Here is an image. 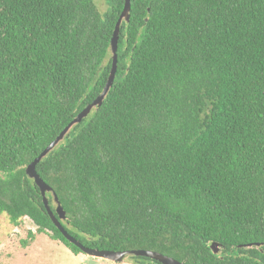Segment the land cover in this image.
Here are the masks:
<instances>
[{"label":"trees","instance_id":"trees-1","mask_svg":"<svg viewBox=\"0 0 264 264\" xmlns=\"http://www.w3.org/2000/svg\"><path fill=\"white\" fill-rule=\"evenodd\" d=\"M105 1L0 0V214L76 254L26 169L105 89ZM37 171L87 247L264 264V0H131L113 85Z\"/></svg>","mask_w":264,"mask_h":264},{"label":"rangeland","instance_id":"rangeland-1","mask_svg":"<svg viewBox=\"0 0 264 264\" xmlns=\"http://www.w3.org/2000/svg\"><path fill=\"white\" fill-rule=\"evenodd\" d=\"M95 2L102 11L108 8L105 0ZM30 231L36 233L34 239L29 238ZM23 240H28V245ZM0 264H132V259L127 256L117 263L84 252L76 254L47 233L37 232V226L29 217L15 226L7 214H0Z\"/></svg>","mask_w":264,"mask_h":264},{"label":"water","instance_id":"water-1","mask_svg":"<svg viewBox=\"0 0 264 264\" xmlns=\"http://www.w3.org/2000/svg\"><path fill=\"white\" fill-rule=\"evenodd\" d=\"M130 10H131V0H126L125 2V7L118 19V22L116 24V29L114 33V37L112 39V55H113V66H112V71L109 77V80L105 86L104 91L92 102L90 103L87 107H85L70 123L69 125L58 135V137L52 141L41 153L38 157L34 159L28 166H27V174L31 177L34 178L37 184L41 187L46 208L49 214L51 215L54 223L56 226L63 232V234L66 236L68 240H70L72 243L76 244L79 246L82 251L88 255H91L93 257H100L104 259L111 260L113 262H123L125 258L129 254H135V255H143L147 257H151L153 259L159 260L164 264H186L184 262H181L177 259H174L173 257L164 255L162 253L156 252V251H151V250H131V251H114V250H100L96 248H90L85 245H83L80 241H78L74 236H72L63 226L61 220L66 219L67 214L66 211L61 204L58 196L55 194V199L57 201V213L58 216L55 214V212L52 210L51 206L49 205L48 198L46 196L47 191H52V187L49 186L40 176V174L37 171V164L51 151L53 150L66 136V134L69 132L71 127L76 124L80 123L85 117H87L91 111L93 110L94 107L101 106L104 98L106 97L107 93L109 92L111 86L113 85V82L115 80L117 68H118V40H119V34H120V27L122 21L129 20L130 19ZM246 246H252V244H248ZM212 249L214 252L218 253L220 250V244L218 242H214L211 245Z\"/></svg>","mask_w":264,"mask_h":264}]
</instances>
